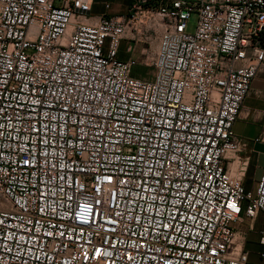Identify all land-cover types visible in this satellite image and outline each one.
<instances>
[{
	"label": "built area",
	"instance_id": "obj_1",
	"mask_svg": "<svg viewBox=\"0 0 264 264\" xmlns=\"http://www.w3.org/2000/svg\"><path fill=\"white\" fill-rule=\"evenodd\" d=\"M130 1L0 0V264H255L236 224L264 175L247 192L226 157L264 0Z\"/></svg>",
	"mask_w": 264,
	"mask_h": 264
},
{
	"label": "crops",
	"instance_id": "obj_2",
	"mask_svg": "<svg viewBox=\"0 0 264 264\" xmlns=\"http://www.w3.org/2000/svg\"><path fill=\"white\" fill-rule=\"evenodd\" d=\"M131 1H126V4ZM97 16L102 15L97 13ZM121 60H126L122 52ZM141 58V57H140ZM264 132V66L262 72L253 81L249 95L244 101L242 112L234 123L233 133L240 140V148L226 157V167L231 175L239 178L247 192L254 193L257 184L264 175V140L257 141ZM264 227V212H259L255 219L243 216L236 224L237 230L244 233V249L249 253L252 263L264 264V246L260 243V231ZM253 248L258 249L257 256Z\"/></svg>",
	"mask_w": 264,
	"mask_h": 264
},
{
	"label": "rangeland",
	"instance_id": "obj_3",
	"mask_svg": "<svg viewBox=\"0 0 264 264\" xmlns=\"http://www.w3.org/2000/svg\"><path fill=\"white\" fill-rule=\"evenodd\" d=\"M102 1V0H100ZM113 2V10H112V14H123L126 13L129 4H126V1L128 0H110ZM103 13L104 12V8L101 5V3L97 4L94 8V14L96 15L97 13ZM195 23H196V18H192L190 21V30H193L195 27ZM157 42L153 43L152 45V52H155V50H157ZM134 46L133 43H130V41L128 39H125L121 45V49L120 51L122 52L123 56L126 57V60H130L132 59H136L138 61L137 66L134 68V73L136 76H140V77H151V75L153 74V70L152 68H149L147 66H145V61L146 58L145 56L142 54V49H147L148 46L144 45L142 43H138L136 45V48L132 51H129V49ZM141 57V58H140ZM253 255L257 256L258 253V249L257 248H253L252 250Z\"/></svg>",
	"mask_w": 264,
	"mask_h": 264
}]
</instances>
